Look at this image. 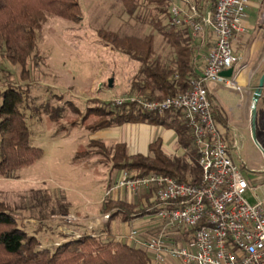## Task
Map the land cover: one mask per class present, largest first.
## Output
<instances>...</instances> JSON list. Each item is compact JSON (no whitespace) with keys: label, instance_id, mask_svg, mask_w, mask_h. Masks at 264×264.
I'll return each instance as SVG.
<instances>
[{"label":"rangeland","instance_id":"obj_1","mask_svg":"<svg viewBox=\"0 0 264 264\" xmlns=\"http://www.w3.org/2000/svg\"><path fill=\"white\" fill-rule=\"evenodd\" d=\"M77 2L81 13L79 22L45 14L44 21L36 30L35 38L41 60L34 69L28 71L25 79L19 76L18 65L10 64L0 58V89L7 81H12L20 85L29 105L41 107L47 103L53 107H63L62 114L56 122L49 121L41 110L34 114L26 111L25 121L30 143L40 148L41 155L32 163L16 169L11 178L0 177V203L19 213L21 228L49 249L55 242L67 238L65 236L80 232L76 224L69 226L61 215L81 213L85 205L87 206L84 210L88 213L82 215L83 217L98 216L108 211L105 210L107 204L105 206L103 202L104 191L120 170L112 168L111 161L102 154L99 146L87 145L89 140H96L100 135L97 131L91 132L85 127L86 124L100 117L98 114L88 113L87 107L95 104V100L110 106L113 99L119 96L139 95L131 88L135 81L137 63L110 46L104 45L96 35V30L101 28L136 36L151 33L155 53L160 55L164 62H168L172 57L171 48L164 43L154 28L147 21H135L128 17L123 12L119 0H77ZM169 2L177 5L182 11L187 10L191 5L200 14L211 12L208 0H170ZM150 6L147 10H142L145 19L148 20L154 15L162 25L166 24L167 9L166 13L157 12ZM248 13L252 15L254 8L250 7ZM260 14H262L260 20L253 21L254 33L261 30L259 36L261 49L258 52V56L260 52L261 56L257 57L256 64L246 62L245 47L236 45L238 53L241 52L239 57L248 64L239 71L240 78L237 79V83L242 88L236 92L240 104L239 117L236 119L242 122V139H239L238 152L246 164L242 169L246 180H248L246 176L261 175V178H264V173L257 169L263 163L262 170H264V155L261 152L264 151L263 96L260 100L258 97L255 103L254 131L259 147L253 143L250 136L249 115L252 92L259 75L264 71V0L260 1V9L256 12V16ZM206 48L200 50L197 48L195 53L202 55ZM242 73H244V84H242ZM108 79H110L109 86ZM59 95L62 98H58ZM214 98H211L215 104L213 110L215 108L219 111L216 103L220 104ZM66 100L75 105L77 113L65 103ZM221 110L224 115V125L222 126L216 118L213 119L220 127H224L228 122V114L222 106ZM104 138V135L100 137L103 147L113 141ZM191 146L193 147L192 139ZM171 151L167 156L173 158L183 153L181 148L179 150L174 148ZM252 184H254L253 192L258 198L263 199V181L258 179ZM134 201L137 204V200ZM115 208L126 211L122 207L115 206Z\"/></svg>","mask_w":264,"mask_h":264},{"label":"trees","instance_id":"obj_2","mask_svg":"<svg viewBox=\"0 0 264 264\" xmlns=\"http://www.w3.org/2000/svg\"><path fill=\"white\" fill-rule=\"evenodd\" d=\"M123 12L135 21H147L172 50V57L164 62L153 49L151 33L142 36L119 34L118 32L97 29L96 35L104 45L124 54L137 63L131 88L136 94L148 99L159 100L186 88L187 79L195 75L193 60L197 44L184 26L162 25L154 15L146 20L142 10L150 6L157 12L168 14L170 0H119ZM205 1V0H204ZM215 0H208L213 11ZM52 14L64 20L79 22L80 7L77 0H0V58L20 67L19 76L27 77L41 56L36 48V30L44 21L45 14ZM62 98L61 95L57 96ZM211 100V96L208 94ZM262 98L260 93L259 99ZM65 103L75 113V105ZM87 107L88 113L100 117L86 124L93 131L124 123H148L171 128L177 145L183 149L179 157H169L159 149L157 139L149 145L150 154H131L125 152L124 145L116 143L102 149L114 169H124L133 175L155 172L171 176L177 181L197 182L199 167L191 136L179 115L172 111L162 114L141 111L133 103L110 106L99 101ZM30 114L41 110L51 122H56L63 107H53L47 103L36 107L27 103L20 85L7 81L0 89V177L11 178L16 169L38 159L41 150L32 146L26 125V111ZM223 111L214 108L212 115L224 125ZM96 142L90 144L95 145ZM146 194H150L147 192ZM137 202L139 199H137ZM105 210L113 206L122 207L126 212L136 211L135 205L123 201L107 199L103 201ZM139 204V202H138ZM140 207L139 211L143 210ZM125 212V213H126ZM142 212V211H141ZM19 213L0 203V264H149L148 255L133 245L111 238L100 239L89 232L62 239L51 249L41 245L33 235L27 234L20 226Z\"/></svg>","mask_w":264,"mask_h":264},{"label":"built area","instance_id":"obj_3","mask_svg":"<svg viewBox=\"0 0 264 264\" xmlns=\"http://www.w3.org/2000/svg\"><path fill=\"white\" fill-rule=\"evenodd\" d=\"M247 5L248 0H215L213 11L200 14L191 5L182 11L169 4V25L184 26L198 46L203 36H208L200 71L187 79L185 89L159 100L126 94L111 102L133 103L144 112L177 113L192 139L198 181H177L155 172L133 175L124 169L118 171L105 189L103 201L113 193L124 192L133 200L150 192L148 200L142 201V213L157 221V227L147 236H140L135 229L125 235L94 232L92 229L106 222L112 211L125 214L115 207L93 217L63 214L64 222L70 225L82 220L91 236L140 248L151 264H264V200L255 195L252 201L246 198L250 185L229 157L222 129L212 116L215 104L208 98L209 84L235 92L242 88L237 79L240 69L248 64L233 53L231 42L245 30ZM228 68L229 76L220 74ZM260 93L264 97V83Z\"/></svg>","mask_w":264,"mask_h":264},{"label":"crops","instance_id":"obj_4","mask_svg":"<svg viewBox=\"0 0 264 264\" xmlns=\"http://www.w3.org/2000/svg\"><path fill=\"white\" fill-rule=\"evenodd\" d=\"M260 1L261 0H248V5L246 8V18L243 21V26L245 30L237 40L231 42L233 53L236 56H241V52L238 53L239 50L237 51L236 45L237 46L240 45L241 48L245 47V51H247L245 55V60L250 64L254 63L253 65H255L256 62L258 61L257 57L261 56V52L258 56V52L261 49V40L259 38V36L261 35L260 34L261 30H259V32L256 31L254 33V27H253L254 24L253 21L260 20V17H262V14L256 16V12L260 9ZM250 7L254 8V13H252V15L248 13V9H250ZM208 44H209L208 36H203L202 44L200 46L197 45V48L198 50L204 49L208 46ZM201 65H202L201 54L195 53L193 60V67L195 74L200 71ZM243 75L244 73H242V82L245 81L243 79ZM250 82L251 80L249 81V83ZM228 93H231L232 95L231 94L229 95ZM208 94L209 96H211V98L215 97L214 99H216L219 102L220 105L216 103L219 109H221L222 106L227 111L228 122L224 127H221L222 134L229 149L230 159L234 164H236L239 167L240 171L242 172V169L245 167L246 164L238 152L239 139L240 140L242 139V122H239L236 119L237 117H239L238 108L240 104L237 97L238 95L236 94V92L232 90L223 89L221 87L215 86L214 84L208 85ZM96 131L100 135L97 137L96 140L93 139L89 140L87 145H93L90 143L96 142L95 143L96 146L100 145L103 147V144L101 142L102 139L100 140V137L104 135L105 137L104 140L107 141L113 140L112 143L106 145L104 148L113 146L116 143H121L124 145L125 152L128 155L150 154L148 145L154 139L158 140L159 149L166 155L171 154L172 149L176 148L179 150L180 148L176 143V137L174 131L171 128H167L161 125H154L148 123H124L118 126H108L104 128H99L91 132H96ZM262 167H263V163L260 164L257 169L260 170L261 173L262 172L264 173ZM250 177L251 176H246L250 188L249 190H247L245 195L249 201H252L254 200V195L257 197L256 193L253 192L254 184L252 183L258 179H261L264 183V178L263 177L261 178V175L251 177V179ZM146 193L147 192L140 193L133 200L127 197L126 193L124 192H121L120 195H118V193H113L112 196L109 198L110 200L113 201L124 200L123 202L134 204L136 205L135 206L136 211L134 212L125 211L126 214H122L118 211H112V213L109 216V219L106 222H104L103 224L96 225L92 230L94 232L105 231L111 234L125 235L130 230L135 229L137 230L140 236H147L152 234L156 230L157 221L146 216L144 213L141 212L142 210L139 211L140 207H142L143 205L142 201L148 200L149 198V195ZM136 198L139 199L138 201L139 204L137 201H136L137 204H135L134 200H136ZM262 200H264V198ZM85 206H83L81 213H77V212H73V213L77 215L79 218H82L83 217L82 215L88 213L84 210ZM114 207L115 206L111 207L108 210H111ZM75 224L78 226L76 228L78 230L80 229V233L89 232L88 229L83 227L84 222L82 220L81 222H75ZM65 237L68 238L70 237V235H67ZM58 242L59 241L55 242V244Z\"/></svg>","mask_w":264,"mask_h":264},{"label":"water","instance_id":"obj_5","mask_svg":"<svg viewBox=\"0 0 264 264\" xmlns=\"http://www.w3.org/2000/svg\"><path fill=\"white\" fill-rule=\"evenodd\" d=\"M230 71H231V68H228L226 70H222L220 71V74L221 75H224V76H229L230 75ZM264 83V71L259 75L258 79H257V84L252 92V96H251V105H250V110H249V115H250V136H251V139L253 141V143L259 147L256 139H255V131H254V117H255V103L260 95V89H261V86L263 85ZM107 84L108 86L110 85V79H108L107 81ZM261 152L263 153L264 155V151L261 150Z\"/></svg>","mask_w":264,"mask_h":264}]
</instances>
